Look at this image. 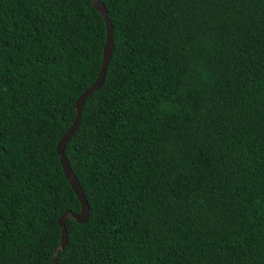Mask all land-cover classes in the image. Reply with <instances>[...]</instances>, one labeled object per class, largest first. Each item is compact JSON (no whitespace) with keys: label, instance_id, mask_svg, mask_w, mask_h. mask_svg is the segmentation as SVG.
<instances>
[{"label":"trees","instance_id":"trees-1","mask_svg":"<svg viewBox=\"0 0 264 264\" xmlns=\"http://www.w3.org/2000/svg\"><path fill=\"white\" fill-rule=\"evenodd\" d=\"M99 2L56 264H264V0ZM105 39L89 0H0V264H50L80 212L56 145Z\"/></svg>","mask_w":264,"mask_h":264},{"label":"water","instance_id":"water-1","mask_svg":"<svg viewBox=\"0 0 264 264\" xmlns=\"http://www.w3.org/2000/svg\"><path fill=\"white\" fill-rule=\"evenodd\" d=\"M89 1L92 7L99 13V15L102 17L104 21L105 29H106V39H105V45H104L103 54H102L101 68L99 70L97 79L76 100L74 120L71 126L69 127V129L65 132V134L61 137V139L56 145V154H57L60 166L62 168V172L64 174L65 179L69 183L72 191L74 192L75 196L77 197L79 201L80 212L77 214H74L70 211H66L57 220V226L60 228L61 237H60L59 245L54 248L53 258L50 264H56L60 252L67 245V232H66V227H65L66 222L72 219L77 224L84 225L87 223L88 217H89V206L84 197V193L78 181L76 180L75 176L72 174L68 161L64 156V149L67 143L70 141L72 136L77 132L79 128L80 121H81V111L85 104V101L90 97V95L93 92L100 90V88L103 85L108 63L112 55V47H113L112 45V26L108 19L107 11L105 10L104 6L99 2V0H89Z\"/></svg>","mask_w":264,"mask_h":264}]
</instances>
